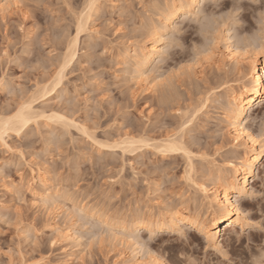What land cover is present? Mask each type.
I'll return each mask as SVG.
<instances>
[{
	"label": "rangeland",
	"instance_id": "1",
	"mask_svg": "<svg viewBox=\"0 0 264 264\" xmlns=\"http://www.w3.org/2000/svg\"><path fill=\"white\" fill-rule=\"evenodd\" d=\"M165 1L96 0L76 56L64 66L88 0H0V115L31 102L35 111L69 120L39 118L19 135L9 134L6 145L0 142V264H62L73 252L69 264H131L124 243L129 236L147 264L153 258L163 264H254L264 255V154L247 194L234 198L247 202L245 226L224 230L219 246L190 223L172 226L163 219L148 231L141 222L159 220L171 209L200 221L206 212H218L198 185L219 186L218 174L229 175L227 163L237 164L247 151L232 141L226 93L249 85L245 58L261 61L264 53L237 47L246 55L238 68L228 54L235 47L232 37L224 31L210 50L198 53L197 12L220 15L237 6V0H204L166 31L179 33L181 47L165 63L157 57L143 66L138 80L133 49L149 45L161 27ZM239 8L237 31L250 35L264 0H243ZM60 69L61 82L44 96L36 93ZM261 120L264 104L248 112L243 127L264 151ZM174 134L188 156L122 149L126 139L151 145ZM41 177L59 192L53 205L39 197ZM71 227L79 250L63 237Z\"/></svg>",
	"mask_w": 264,
	"mask_h": 264
},
{
	"label": "bare ground",
	"instance_id": "2",
	"mask_svg": "<svg viewBox=\"0 0 264 264\" xmlns=\"http://www.w3.org/2000/svg\"><path fill=\"white\" fill-rule=\"evenodd\" d=\"M203 2L204 0H166L164 2L165 6H162L163 9L160 8L162 10L161 27L159 26L160 28L158 31L156 30L157 28L154 29V31L152 32L153 38L152 40L150 39L151 42L149 43V45L143 48L141 47L142 49L140 48L139 50L133 49L134 54H133V57L130 59L133 60V65H134L135 73L137 75L138 80L140 78L141 79L143 78L142 76L143 73L141 71V68L151 63L158 57L156 53L158 49L161 47V40L157 38L158 34L162 31H168L171 22L177 16L189 15V14L191 15L192 12L196 8H198V6L202 4ZM1 4L2 3H0V5ZM0 10H3L1 9V6H0ZM91 11H89L87 16L85 17L83 26L81 27L79 33H77V28L78 26H80L79 17H78V20L76 21L75 36L70 41V43H68L67 49L62 59L64 66L70 63L76 56L77 39L80 34L86 32L87 30L86 29L87 19L89 18L90 16L89 13H91ZM231 49H229L230 52L228 54L231 58L234 57L233 59L235 61V65L238 67V64L241 62L240 60L242 56L245 54H243L244 53L243 52L242 53L243 55L241 56L240 52H242V50H240L237 47H234V49L232 50ZM250 56L251 57L249 59L245 58V60L250 61L249 63L250 64L249 85L247 87L244 86L241 88L230 90L228 92L226 91L227 92L226 95L228 98V107L224 113L225 119L227 121L226 123L232 135V141L235 142L236 144H239L240 146H243L244 148H246L247 151H245L243 157H241V159L237 162V164H232L229 162L227 163V168L225 166V170L227 172H230L229 175H224L225 173L223 175L218 174V177L216 178L220 181L219 186L214 185V187L207 189L203 187V185L202 186L198 185L199 186L198 189H200V191L204 194V196L208 200H210L209 201L210 203H213L215 205V207L218 209V212L211 213L207 210L208 212L204 214L205 217L200 221L198 218L196 219L195 217L193 218L190 215H188L189 213L187 214L186 211L183 212V211L172 210V209L167 210L164 213H162V215H160L161 218L159 220H157V218H145V220H141L143 227L147 229L148 231L152 230V228L156 225L157 222L161 223L160 221L163 219L167 220L168 223H170V225L172 226L180 222L190 223L193 225L194 228H197V230L205 237V239L208 242H212L214 246H219V243H217V240L221 237V234L224 230L226 229L231 230L234 228H240V229L244 228L245 224L243 221H245V217L242 213V208L247 202L242 201L240 204H238L237 200L234 198L242 197L247 194L248 187H249V180L251 177H253V171H254L253 168L255 164L257 163V161L259 160V158H261V156L264 154L263 149H261V147L263 146L259 145L260 147L257 149L256 141L249 135V133H247V131L243 127L244 125L243 122L247 118L248 112L252 111L254 108L257 109L258 105L264 104V53H262L261 61L258 59L256 55H250ZM62 76L63 75L61 74V69H60V73L58 75H56L55 77L49 78V80L45 83V85L38 86L36 93L41 94V96H44L49 90L50 91L53 90L61 82ZM164 99H165L164 97L163 99L161 98V102H163L162 100ZM30 103L29 102L25 103V105H30V112L26 110L24 113V115H31V120L29 123L34 124L35 122H37L36 120L39 118H44L48 120L51 118H57L60 122H69V120H67L66 117L61 116V115H51L50 114L47 116L45 110L44 111L40 110L39 112L37 110L35 111V109H33ZM22 106H20V108L14 114L12 115L10 114V116H15L16 113L20 111ZM193 112L191 114H193ZM4 117L7 118L8 116L7 117L4 116ZM29 123H27L25 126H27ZM66 125L68 124L66 123ZM85 132L82 131L83 134ZM9 134H16V132L15 131H5L3 134V139L0 140V142L3 144V145L1 144L2 146L6 145L4 140ZM141 140L139 141V140H136V139L134 140L131 138L123 140L121 142L123 146L122 148L123 152L125 151L131 152L136 149H140L142 147H149V148L151 147L152 149H154V151L155 150L158 151L160 155L162 156L174 155L179 152L188 156V153H189L188 150L184 148L185 146H183L181 140H178V139L175 140V143L179 147H178V150H175V151H161L160 150V149H164L168 147L169 137L165 139H161L151 145L146 140L144 139H141ZM6 147L7 146H5V148ZM220 172H222V170L219 171V173ZM40 184L44 188L43 194L39 195L41 201H43V203H46L47 205L48 204L53 205L54 203H56L55 201H57V199L55 200V198H59L58 195H57L58 197H56V193H59V192H52V190L53 191L55 190L54 189L51 190L50 189L51 186L50 188H48L47 185L45 184V180L42 177H41ZM135 222L136 220L133 221V225L139 224L138 221H137L138 223H135ZM73 231L74 230L72 229V227L69 228L65 232L63 237L65 238L66 241H69L70 243H72L74 245L73 246L74 248L78 249L81 247V243L79 241V238L75 235ZM133 231H135V228L132 229L130 232H133ZM124 243L128 247L127 250H129L128 254H129L131 264H147L144 262V260H142V257L141 259L137 257L141 251L140 250L141 247H140V244L136 240H134L133 238L129 236L125 239ZM72 254L69 253L67 255V258L69 259L64 261V263L62 264H69L70 261H72L71 260L73 256ZM22 264H25V263H22ZM148 264H163V262H160L156 260L155 258H153L152 260L149 261Z\"/></svg>",
	"mask_w": 264,
	"mask_h": 264
},
{
	"label": "clouds",
	"instance_id": "3",
	"mask_svg": "<svg viewBox=\"0 0 264 264\" xmlns=\"http://www.w3.org/2000/svg\"><path fill=\"white\" fill-rule=\"evenodd\" d=\"M214 2V0H210ZM243 0H237V6L228 12L220 15L206 14L202 11L197 12L195 23L198 26L199 35L202 43L197 48V52H207L213 47L216 34L219 31L227 32L232 37V42L235 47L249 48L255 50L264 48V10H261L254 22L256 29L249 34H240L237 29L242 25V21L238 18L241 12L239 4ZM179 33L175 30L171 32L162 31L158 34V39L161 40V47L156 55L158 56V64H163L169 58V54L179 47L181 41L178 39ZM260 132L264 134V120L259 122ZM194 264V262H193Z\"/></svg>",
	"mask_w": 264,
	"mask_h": 264
},
{
	"label": "snow or ice",
	"instance_id": "4",
	"mask_svg": "<svg viewBox=\"0 0 264 264\" xmlns=\"http://www.w3.org/2000/svg\"><path fill=\"white\" fill-rule=\"evenodd\" d=\"M96 4V0H89V2L85 5V11L81 13L80 26L77 28V33H79L81 27L83 26V22L88 12L91 11ZM63 71V69H61ZM2 83V81H0ZM30 112V105H23L16 113L15 116H8L5 118L0 115V140L3 139V134L5 131H15L17 135L20 134V129H22L27 123L31 120V115H24L25 111ZM176 135L169 137L168 147L164 149H160L161 151H175L178 150V145L175 143ZM103 227V225H101ZM193 264V262H191ZM254 264H264V256H261L258 260L254 261Z\"/></svg>",
	"mask_w": 264,
	"mask_h": 264
}]
</instances>
